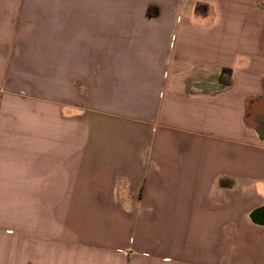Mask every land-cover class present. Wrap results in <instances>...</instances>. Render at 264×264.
<instances>
[{"label": "crops", "instance_id": "crops-1", "mask_svg": "<svg viewBox=\"0 0 264 264\" xmlns=\"http://www.w3.org/2000/svg\"><path fill=\"white\" fill-rule=\"evenodd\" d=\"M0 264H264V0H0Z\"/></svg>", "mask_w": 264, "mask_h": 264}, {"label": "rangeland", "instance_id": "rangeland-1", "mask_svg": "<svg viewBox=\"0 0 264 264\" xmlns=\"http://www.w3.org/2000/svg\"><path fill=\"white\" fill-rule=\"evenodd\" d=\"M81 253H83L82 251H80V250H75L74 249V251H70V250H68V254H81ZM84 254H86V252H84Z\"/></svg>", "mask_w": 264, "mask_h": 264}]
</instances>
